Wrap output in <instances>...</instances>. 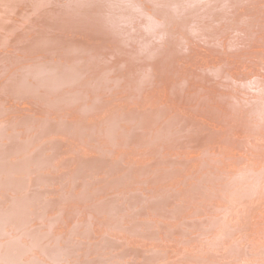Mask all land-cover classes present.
Segmentation results:
<instances>
[{"label":"bare ground","instance_id":"obj_1","mask_svg":"<svg viewBox=\"0 0 264 264\" xmlns=\"http://www.w3.org/2000/svg\"><path fill=\"white\" fill-rule=\"evenodd\" d=\"M27 1L31 0H0V47L4 48L0 67L5 75L0 81V264H264V201L259 200L264 197V145H253L264 143V52L257 53L259 60L250 66L251 73H241L225 50L224 54L210 52L208 60L202 57L206 69L196 71L217 76L227 70L222 81L233 86L231 100L258 122L250 123L256 134L253 144L243 137H220L221 149L237 154L248 143L256 153L246 164L240 157L218 161L232 168L225 172L229 180L215 175L220 164L212 160L216 154L209 156L212 144L207 146H212L209 153L192 158L189 153L207 142L206 131L222 123L220 104L225 108L232 104L220 99L216 108L207 109L212 116L200 114L195 123L184 117L186 108L181 103L196 97L194 91L200 99L207 98L200 81L187 75L179 84L171 81L177 52L192 53L188 48L192 38L184 40L174 30L178 24L174 15L199 12L192 33L213 40L218 35L215 25L227 24V9L245 6L246 0H125L133 11L105 12L112 25L98 24L95 17L102 11H93L100 5L105 8L107 0H32L30 5ZM28 7L35 12L40 8L39 13L28 12ZM24 15L32 16L29 21L36 25L75 34L70 40L66 36L67 42L54 30L27 34L1 20L3 16L19 20ZM242 24L233 23L240 40L233 36L226 44L246 41L253 33L257 42H264V26ZM93 32L108 34L98 38ZM14 34L18 38L11 39ZM94 40L97 47L88 50L92 45L85 41ZM49 48L57 56L41 59L39 53ZM114 55L117 61L110 60ZM138 60H143L144 69ZM261 83L251 91V85ZM101 85L107 95L119 90L125 94L115 97L118 103L114 104L104 90H98ZM13 97L22 100L15 105ZM105 107L109 110L104 119H90ZM36 108L43 115H33ZM13 109L28 112L39 126L25 125L28 118L23 121ZM63 109L72 113L58 115ZM215 111L222 116L217 118ZM196 138L198 147L189 143ZM78 145L79 153L72 156ZM166 147L178 151L168 152ZM194 160L202 162L203 169L208 167L202 176L219 179L227 193L208 188L202 183L206 178L198 181ZM183 165L189 168L183 170ZM250 165L253 169H248ZM181 171L189 187L169 181L176 175L180 178ZM251 173L259 176L250 180ZM159 181L164 185H154ZM137 182L149 184L146 193L141 190L144 184L139 188ZM231 183L237 187L232 189ZM23 193L25 197H20ZM199 197L215 199L217 214H211L214 208L207 214L197 202ZM190 204L205 216L200 211L185 212L194 208ZM80 215H85L82 220ZM220 248L225 252L220 254ZM228 255L235 259L228 260Z\"/></svg>","mask_w":264,"mask_h":264},{"label":"rangeland","instance_id":"obj_2","mask_svg":"<svg viewBox=\"0 0 264 264\" xmlns=\"http://www.w3.org/2000/svg\"><path fill=\"white\" fill-rule=\"evenodd\" d=\"M31 1H27L29 3V5H30ZM145 2H147V1H145ZM245 3H246L245 6L244 5H242L240 7L239 6H237V7L234 6L233 8H232V6H230V8L227 9L226 15H224V16H226L224 18H226L227 24L224 25L223 24L224 21H223V22H221V24H218V25L216 24L215 25L217 27V30H218V35L213 40H201L199 37L195 36L192 33V26H193L192 24L194 23V21L196 19H198V17H200L199 15H201L199 12L191 11V12H189L187 17L184 16L183 13L181 15H180V13H177L178 17L176 15H174L175 21L177 20V22H178L177 28L176 27L174 28L176 33L181 38H183L184 40L186 38L187 39L188 38H192L191 43L188 46V48L192 50V53L189 52L188 49H186L185 51L180 50V51L177 52V58H176V61L174 63V65L176 66L175 77H174V79H171V81L174 84H179L180 81H181V77H183L184 75H187L188 77H191V78L196 79L197 81H200V84H201L200 88L202 87L204 93H206L205 96H207V98L200 99L201 95H199V92L194 91V92H196V97H194L192 99H189V100H185L183 103H181L186 108V110L184 112V117L188 118L189 120H193V122L196 123V121H198L196 118L200 114H203V116H205V117L210 116L211 113L209 111H207V109L208 108H212V109L216 108L215 104L220 99H222V101H224V103H226V104H230V103L232 104L231 107L225 108L223 106V104L221 103L220 105L222 106L223 109L222 108H217V110H219L221 113L224 114L223 115L224 117L221 119L222 123L219 124L218 127H214L211 132H207L206 131V135L205 136H206L207 142L205 144H203L202 146H199L197 138H196L195 141L191 140L189 142V143L196 144L195 147H198V146L200 147V148L193 147L195 149H191L192 152L189 153V155L191 154V157H189V158H192V157H194V156H196L197 154H200V153L201 154L209 153L210 150H208V149L213 146L215 149L211 148L212 150H211V154L209 156L211 157L213 155V153H214V154L217 155V157L215 155H213L212 157L214 158V156H215V159H212V160H216L218 162V161H221V160L227 159V158L240 157V159L242 160V164H246L248 162V158L250 157L251 153H255L253 151V149L249 147L250 146L249 144H253L254 143V141L252 140V138H254L253 136L254 135L256 136V134H253L251 132V130H253L254 126L250 125V123L252 122V123H254V125H257L258 122L252 121L247 115H245L246 113H249L248 110L244 109V111H242V109L240 107H236V105L231 100V96H235L234 95L235 93L231 92V89L233 88V86H231V83L229 81H227V80L222 81L225 78L227 70H224V73H222L220 75H217V76H214L212 74L203 75V74H200V73L199 74L196 73V71L199 70V69L200 70L201 69L202 70L206 69V64L202 65V62H201V58L202 57L206 58L208 60V59H210L211 53H214L213 51H217L219 53H222V51L224 52V50L227 51V53L230 55V59L232 58V62L236 61L237 68L240 70L241 73H243V74L247 73V72L251 73L250 72L251 71L250 70V66L253 65L255 63V61L259 60L257 58L258 57L257 53L258 52H260V53L264 52V42L263 41H258L257 42L256 39L258 38V36H256L252 32L253 34H251L246 41H240V42H235V43H231V44H226L225 43V40L230 39L233 36H237L236 39L238 41L240 40V37H239L240 34L236 30V28L233 27V23H236V22L241 23L242 22L243 23L242 26L244 28L245 27L248 28V26L249 27H253L254 25H255L254 27H256V26H258V27L262 26L263 27L264 26V0H246ZM123 4H125V5H123ZM105 5H106L105 8L103 6H101V5L93 8V11L94 10L97 11V12L102 11L101 15H97V17H95L96 18L95 19L96 22H98V24H100V25H102L104 23H106L108 25H112V23H111L112 20H110L108 17H105L106 16L105 12L107 14L109 10L112 11L111 9H113V12H115L116 14H120L121 12L124 14L127 11L128 12L129 11L130 12L133 11L130 8H128V7H131V6L128 5V3L125 0H123L122 2H119L117 0H113V1L112 0H107V3ZM122 5H123V7H122ZM126 5H128V6H126ZM30 8H31V10H30ZM30 8L28 7L27 11L28 12L31 11V13H34L35 11L32 10V7H30ZM201 8H203V7H201ZM37 9H38L37 12L39 13V9L40 8H37ZM202 10H205V8L202 9ZM166 11H168V10H166ZM207 11H208V8H207ZM209 11L211 12V10H209ZM37 12H35V13H37ZM1 13H0V16L2 15ZM218 13L221 14L223 12H218ZM239 14H241V15H239ZM31 17L32 16L29 17V15H27V16L24 15L23 19L20 18L19 20L15 19L13 21L12 17L3 16V18L1 20H5L6 21V24H4V25H8V27L15 28V29L17 28V29L21 30V32L25 31V32H27V34H30V33H33V32L36 33L38 31H40V34H41V32H43V31L45 32L44 28L46 30L48 28V30L50 32H54L55 31L54 32V34L56 33L55 35H58V34L60 35L61 34L60 36L63 38V40H65V41L67 40V42H68V38H69V40L71 39L69 36H71V35L73 36L75 34V32H73L74 33L73 34L72 31H69V30L68 31H61L60 29H57V28H54V27L50 28L49 26H51V25H49L47 27H44L43 23H40V24L36 25V23L34 24V23L29 21V19ZM171 17H172V15H171ZM167 18H170V14L169 13H168V17ZM118 20H120V19L118 18ZM58 27L69 29V27L66 28V26L63 27L61 25H58ZM1 28L2 29H6L5 26H3V27L1 26ZM36 29H38V30H36ZM262 29H263V32H264V28H262ZM19 30H17V31H19ZM92 31H94V30H92ZM145 31H146V33H150V32H147L146 29H145ZM69 33H72V34H69ZM81 33H87V32H81ZM76 34H77V32H76ZM101 34H108V33H97V32L95 33V32H93V35L97 36L98 38H100ZM151 36L152 37L154 36V35H152V32H151ZM105 37H107V35L103 36V38H105ZM14 38H18V36L15 35V34L12 35L11 39H14ZM44 38H45V40L48 39L45 34H44ZM96 41L97 40H94V42L85 41L86 44H88V45L90 44V46L92 45L91 48L89 46H87L88 50H91V49L97 47L96 46V43H97ZM46 42H48V41H46ZM98 43L102 44L103 42L100 43V41H98ZM105 43H107V42H105ZM99 44H98V46H99ZM34 45L38 47L39 43L35 42ZM1 48L4 49L3 47H0V50H1ZM47 50H48V52H47ZM50 50H51V48L43 50L44 52L46 51L50 55H48L46 52H45L46 54H44V52L41 51L40 53H42V54L39 53V56L41 57V59H43L44 56H45L44 58H47V56L50 57L51 54H52V56L54 58L57 56V55L54 56L53 52H51ZM56 50H58V49H56ZM85 50H87V49L85 48ZM222 54H224V53H222ZM0 59H1V56H0ZM117 59H118V57H116L115 55L114 56H110V60L117 61ZM228 61H230V60H228ZM137 62H139V64H141L143 66V69H144V64L145 63L143 62V60H138ZM142 66H138V68L142 69ZM146 66H147V64L145 65V67ZM1 68L2 67H0V81L3 79V77H5V75L2 76V74H4L3 73L4 70L1 69ZM232 69L236 70L235 67H232ZM1 70H3V71L1 72ZM141 71H143V70H141ZM256 75H258V73H256ZM39 76L42 77V78L44 77L43 75H39ZM82 77H86V76H82ZM50 78L52 79L53 82L57 81V78H55L53 76L50 77ZM133 78H135V76H133ZM28 80L30 82H32V80L29 79V77H28ZM262 83L259 84V85H255V84L251 85V87H250L252 89L251 91L257 90L258 87L262 86ZM234 86L236 87V85H234ZM185 87H187V86H185ZM105 88L106 87H103L101 85L98 90H104V92H103L105 94L104 96L107 98V100H110V98H111L114 104L118 103L117 100L115 99V97H117L118 95L123 96L125 94L124 92H120V90L118 89L119 90V91L117 90L118 94L114 95L113 93H109L110 95L109 94L107 95L108 92H106ZM115 89L116 88H114V90ZM236 89H237V87H236ZM2 94H0V97H1ZM202 95H203V93H202ZM13 98L14 99H11L12 100L11 102L14 103L15 105L19 104L20 101L22 100V99L18 100L15 97H13ZM8 108H9V111L6 112L7 114H9V112L12 111L10 109V107H8ZM231 109L233 110L232 112H230ZM13 110H14L13 112L19 114L20 119L23 120L24 117L28 118V116L26 114L28 112L25 111L24 114H22L20 111L17 112V111H15V109H13ZM34 110L33 111L31 110L32 111L31 114L36 111V113H33V115L34 114L35 115H39L40 113H42L41 111L39 112L40 108H36V110L35 111ZM108 110L109 109H107V107H105L104 110H102L100 113H98V114L94 113L92 115V117H90V119L94 120L97 117H100L101 119H104L105 116L103 114H105V112H107ZM216 111H215L214 115H217V118L219 116H222V115L217 114ZM67 113L68 114L72 113V111H70V109H63V110L60 111V113H58V115H65ZM40 115H43V114H40ZM53 115H54V113H50V116H53ZM159 116L163 118L162 115H159ZM46 117L48 118V116H46ZM52 120H56V119H52ZM11 123H13V122H11ZM200 123L201 124H206V121H200ZM25 125H31L34 128H36V127L39 126V123L38 124L34 123V118L31 116V118L26 119ZM49 125H51V124H49ZM196 125L197 124H194L192 127L197 128ZM51 127H53V126H51ZM18 129H20V128H18ZM17 130L15 129V131H17ZM227 135L228 136H233V137H235V139H238L239 137H243L246 140L248 139L249 144L248 143L246 144V148H245L244 145H241V147L238 149V153L237 154L234 153V152H231V151H227V150L221 149V147H222L221 140H222L223 136H227ZM193 137H195V136H192L190 138H193ZM220 137H222V138H220ZM38 143H40V141ZM256 143H254L253 145H264L263 142H261V143L258 142L257 144ZM209 144H212V146L210 145L209 148L207 149V146ZM218 146H219V149H218ZM179 147L181 149L183 147V145L179 144ZM223 147H225V146H223ZM164 149H166L165 151H168V152H170V151H178V148H172L171 149L170 147L169 148L166 147ZM79 150H80V145H78L73 150V154H71V155L73 156L75 152L79 153ZM257 154H260V152H258ZM11 157L9 158V160L11 159ZM198 160L192 161V163L195 165L193 167H197V170H198L197 173H199V175H197V177H196L197 180L202 182V179L206 178V182H202V183L204 185H206L208 188L212 187V188H215L216 191L223 190V192L227 193L226 192L227 190H225L223 187H221L222 183H221V181L219 179H215V177H209L206 174H205V177L202 176L205 172H207L208 167L203 169V163L202 162H198ZM229 160L227 159V162H229ZM26 161L27 160H24V162H26ZM209 161H205V162L211 163ZM66 163H69V162H66ZM69 164H70L69 167L73 166V163H69ZM218 164H220V165L217 166V172H216L215 175L217 177H222L223 181H225L224 177L226 178V180H229L227 178L229 175H226L225 172H232V168H229V167H226V165H223V161H222V163L218 162ZM242 166H245V165H242ZM182 167H183V170H184L186 168H189V165H183ZM250 168L253 169L252 165H250V167L248 169H250ZM234 171L236 172L237 170H234ZM184 173H185L184 171H181L180 178L177 177L178 175H176L175 177H172L169 181H171V182L178 181V183L180 182L184 187H189V185L187 184V181L183 182L184 181V177H183ZM16 176L19 178V176L22 177V174H16L15 177ZM257 176H259V175L258 174L255 175V174L251 173L250 174V178H248V179H250V180L252 179L253 180V179L257 178ZM262 178L264 180V177H262ZM172 180H174V181H172ZM24 181L26 182L27 185L31 184V181H28L27 178H24ZM249 182L250 181H245V183H249ZM143 184H142V182H137V187L141 188V185H143ZM158 184L159 185H161V184L164 185V183L163 182L161 183L160 181L157 182V184L155 183L154 185H158ZM51 185L56 186V183L52 182ZM172 185H175V183H173ZM233 185L234 184L231 183L230 187H232V189H235L237 187V185H234V186ZM148 186H149V184L145 183L144 186H142L141 190L146 193L147 191H145V190L148 188ZM256 187L258 188V184H257ZM257 188H256V190H258ZM245 190H247V188H245ZM258 195L259 194L257 193V196ZM257 196H254V197H251V198L254 199ZM20 197H25V194L24 193L21 194ZM259 200L264 201V197L260 198ZM197 202L199 204H201V207H204V210H206L207 214H209L210 210L213 209V208L215 209V213H211V214H214V215L217 214L216 210L218 209V206L215 203V199H213L211 197H199L197 199ZM243 203H245V202H243ZM190 206H194V208L193 209H188V210L185 209V212L194 213V212L200 211V210H198L196 208L195 205L190 204L188 207H190ZM202 213H203V215L201 217L205 216V212L201 209L199 214L201 215ZM80 216H81V218H80ZM80 216H79V219L82 220L85 215H80ZM250 220L253 221L252 218H250ZM250 222L248 223L249 227L252 226L250 224ZM65 226H66V224H65ZM170 237L172 239L171 235H169V238ZM173 237L176 238V236H173ZM181 239H183V238H181ZM242 245L243 244H241V246ZM162 246H165V245H162ZM218 250H219L218 252L220 254L223 251L225 252V250L222 249V248H220ZM239 254H240V252H239ZM235 256H237V255H235ZM226 257L228 258V260H231V261L233 259H235V257L232 256V255H228ZM224 260H226V258ZM224 260L221 259L220 261H224ZM170 264H174V263H170Z\"/></svg>","mask_w":264,"mask_h":264}]
</instances>
